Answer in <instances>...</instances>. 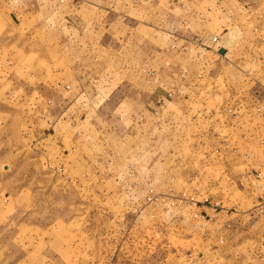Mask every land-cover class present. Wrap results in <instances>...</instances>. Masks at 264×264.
<instances>
[{
  "label": "rangeland",
  "instance_id": "374dc122",
  "mask_svg": "<svg viewBox=\"0 0 264 264\" xmlns=\"http://www.w3.org/2000/svg\"><path fill=\"white\" fill-rule=\"evenodd\" d=\"M147 1L0 0V264H264V0L192 70L165 16L117 52Z\"/></svg>",
  "mask_w": 264,
  "mask_h": 264
},
{
  "label": "crops",
  "instance_id": "0c3cea01",
  "mask_svg": "<svg viewBox=\"0 0 264 264\" xmlns=\"http://www.w3.org/2000/svg\"><path fill=\"white\" fill-rule=\"evenodd\" d=\"M196 1H198L199 3L200 0H187V3L185 1L181 2V0H149L147 1V3H149V7L144 11L143 15L146 20L142 22L139 21V19H137L136 17L135 13H137V9L132 10V12L134 13L132 15L134 23L127 28L126 35L122 36V39H118L117 52L122 57L126 54L127 56L131 55V57L134 58L139 55L142 44L145 51V57H147V60L149 61L148 65L152 64V60L148 58H154L156 50H158L155 44V40L159 26H157L155 18L158 16H165V18H167V21H173L176 25H181V34L179 38L183 41V44L181 46H183L184 48L181 47L182 49H180L179 57L183 64L191 65L190 69L192 70L193 61L192 58L189 57L190 52L186 48H190L191 45L195 46L196 42L193 38L197 34H200L199 36H201L202 38L210 39L211 37L209 35L212 34L215 29L218 30L217 32L222 30V35H220L218 55L214 59L215 63L217 61H222L225 56L229 55L230 50H233V48L238 46L239 43L236 36L238 28L236 26L235 19L237 18V12L239 11L236 8V0H201L200 3L202 5L203 2V10H196V8L194 7L197 5H195ZM206 1H212L214 7L212 8L211 6H207L206 8L205 5H209V3ZM165 2H168V5H166ZM178 9H181V11H179ZM209 9H216L215 11L213 10L216 14L213 12L214 16L212 15L210 17H207L209 15L202 14L200 12L204 11L205 13V11H209ZM250 10H252L251 7L245 6V11ZM228 23L230 24L229 28L225 26V24L229 25ZM198 24H200L201 26H198ZM161 32L163 33V31ZM160 47L163 48L164 46ZM166 48L169 47L167 46ZM222 49L225 50L224 53L221 52ZM84 64H86V60ZM125 64L131 65V62L125 63L122 60L118 63V66L124 68ZM134 75L135 74L132 75V78H135ZM84 77V79H93V76L88 73L87 75H84ZM119 79L121 81H124L129 78L128 76H121ZM120 87L121 85L117 86V88L110 95L112 96L113 93L119 91ZM147 96L152 97V94H148ZM262 219V217H260L259 219V223L262 226L260 235L256 236V234L252 232L251 227L248 226L247 222L246 227L245 223L243 224L245 228L240 229L242 223L238 225L236 233L240 236L243 234L245 236L249 234L252 235L253 238H257L258 240H264V219L263 221ZM252 220L254 221V219Z\"/></svg>",
  "mask_w": 264,
  "mask_h": 264
},
{
  "label": "built area",
  "instance_id": "2783aa9c",
  "mask_svg": "<svg viewBox=\"0 0 264 264\" xmlns=\"http://www.w3.org/2000/svg\"><path fill=\"white\" fill-rule=\"evenodd\" d=\"M213 41L217 43L219 41L218 37L217 36L213 37ZM217 51H218V48H217Z\"/></svg>",
  "mask_w": 264,
  "mask_h": 264
},
{
  "label": "water",
  "instance_id": "95a60500",
  "mask_svg": "<svg viewBox=\"0 0 264 264\" xmlns=\"http://www.w3.org/2000/svg\"><path fill=\"white\" fill-rule=\"evenodd\" d=\"M221 52H223V53H224V52H225V50H224V49H222V50H221Z\"/></svg>",
  "mask_w": 264,
  "mask_h": 264
}]
</instances>
